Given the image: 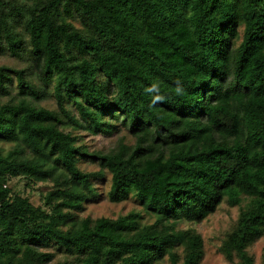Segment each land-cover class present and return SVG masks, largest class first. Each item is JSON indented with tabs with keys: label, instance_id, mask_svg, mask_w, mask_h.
Wrapping results in <instances>:
<instances>
[{
	"label": "trees",
	"instance_id": "1",
	"mask_svg": "<svg viewBox=\"0 0 264 264\" xmlns=\"http://www.w3.org/2000/svg\"><path fill=\"white\" fill-rule=\"evenodd\" d=\"M3 53L27 65H0V142L12 143L0 148V264H199L200 234L175 226L221 201L238 213L218 250L253 264L264 0H0ZM48 97L52 107L39 103ZM121 130L131 143L106 150L77 133ZM104 173L108 201L132 195L140 210L76 219ZM10 178L51 185L32 205Z\"/></svg>",
	"mask_w": 264,
	"mask_h": 264
},
{
	"label": "rangeland",
	"instance_id": "2",
	"mask_svg": "<svg viewBox=\"0 0 264 264\" xmlns=\"http://www.w3.org/2000/svg\"><path fill=\"white\" fill-rule=\"evenodd\" d=\"M239 27V34L240 29ZM237 40V39H236ZM8 65L13 67H24L27 65L25 59H17L3 53L0 54V65ZM5 100L4 96H0V102ZM42 105L52 107L51 98L43 99L39 102ZM79 141L83 143L88 150H106L115 145L118 139H122L125 143H131L132 137L123 130L111 135L91 134L84 131H78ZM11 142H0V148L3 151L11 147ZM79 168L85 171L98 169L95 163L83 161L78 164ZM24 180L19 178H10L7 184L16 190L22 196H27L32 205H41L43 194L50 187L49 181H37L30 186L24 185ZM109 184V175L104 173L101 179L95 181V197H91L83 203V207L76 213V219L88 216L90 218L109 217L115 218L117 215L123 214L131 209L140 210L139 204L132 195L120 202H110L106 198V191ZM245 199L241 200L244 205ZM238 213L237 206H228L221 201L216 209L208 214L204 219L198 222L179 221L176 228H192L198 232L203 241V255L199 264H239L235 256L225 257L218 248L224 234L230 229ZM149 215H144V219H149ZM247 254L252 258L253 264H262V253L264 252V233L262 236L254 240L246 248ZM60 254H56L55 259H61ZM159 264H169L164 258Z\"/></svg>",
	"mask_w": 264,
	"mask_h": 264
},
{
	"label": "clouds",
	"instance_id": "3",
	"mask_svg": "<svg viewBox=\"0 0 264 264\" xmlns=\"http://www.w3.org/2000/svg\"><path fill=\"white\" fill-rule=\"evenodd\" d=\"M154 90V88L153 89H149L148 91H153ZM181 90L179 89V88H177V93H179ZM163 99V97H161V96H156L155 98H154V102H158V101H161Z\"/></svg>",
	"mask_w": 264,
	"mask_h": 264
}]
</instances>
